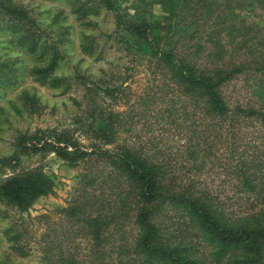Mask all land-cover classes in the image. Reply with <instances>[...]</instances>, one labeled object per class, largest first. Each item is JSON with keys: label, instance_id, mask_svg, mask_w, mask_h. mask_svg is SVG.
Returning a JSON list of instances; mask_svg holds the SVG:
<instances>
[{"label": "trees", "instance_id": "trees-1", "mask_svg": "<svg viewBox=\"0 0 264 264\" xmlns=\"http://www.w3.org/2000/svg\"><path fill=\"white\" fill-rule=\"evenodd\" d=\"M68 1L79 20L97 16L103 9L114 12L117 26L124 28V50L164 68L192 106L185 117L189 121V154L211 152L218 144L235 153L237 159L231 169L238 180L235 193L246 197L248 208L244 213H232L224 206L221 194L201 188L190 179L179 181L163 156L150 155L141 145L122 142L120 111L95 107L97 112L88 125L95 141L89 145L74 139L69 130H37L17 138V148L22 153L53 151L71 165L94 156L105 159L128 183L107 211L98 207L99 212L92 215L88 206L96 202L90 201L72 202L61 208L79 225L69 234L60 232L59 240L52 239L51 231H46L42 238L45 258L56 254L55 264H264V141L259 143L264 140V105H232L225 94L226 85L242 70L226 67V59L245 43L236 44L226 38L215 41L214 49L207 54V62L212 60L214 65L204 66L199 63L198 46L184 54L175 38L177 29L182 32L180 25L189 0H132L124 7L126 18L122 0ZM156 5L162 9L160 14L154 11ZM236 5L264 9V0H239ZM224 8L237 7L225 4ZM0 17L16 46L38 62L31 69L34 79L42 85L64 86L67 90L71 84L56 74L63 53L55 42L54 31L48 32L26 7L12 0H0ZM224 23L220 20L216 25ZM225 28H220L219 34ZM212 35H217L215 30ZM248 47L245 54L255 55V67L261 73L256 93L264 101V36ZM93 50L92 42L83 45V51L91 55ZM0 73L5 78L0 82L14 85L23 71L16 63L0 62ZM119 90L120 86L107 87L103 92L111 98ZM30 100L33 105L34 98ZM251 123L256 125L253 130L249 129ZM14 159L17 157L0 160V169ZM55 186V177L41 168L20 170L0 183V202L28 212ZM128 225L130 228L125 230ZM14 226L11 222L4 234L13 243V251L26 254L19 247L23 233Z\"/></svg>", "mask_w": 264, "mask_h": 264}, {"label": "rangeland", "instance_id": "rangeland-1", "mask_svg": "<svg viewBox=\"0 0 264 264\" xmlns=\"http://www.w3.org/2000/svg\"><path fill=\"white\" fill-rule=\"evenodd\" d=\"M12 1L26 7L48 32L54 31L55 42L59 43L63 53L56 74L65 77L71 85L64 90V86L51 88L36 81L31 69L38 62L16 46L6 22L0 17V62L16 63L23 71L18 73L14 85L0 82V160L17 157L12 164L0 169V183L14 172L30 168H41L56 180L54 191L38 198L28 212H20L0 202V264H55L56 254L46 259L43 253L44 233L51 231V238L59 240L60 232L69 234L78 224L61 208L77 201L81 204L96 202L88 206L89 213L96 215L98 207L107 211L110 203L128 188L124 177L118 176L117 170L105 159L94 156L71 165L53 151L27 154L17 148L19 134L37 130H69L74 139L91 144L95 140L88 125L92 114L97 112L95 107L121 112L122 142L141 145L150 155L163 156L179 181L190 179L201 188L221 194L224 206L230 212L247 211L246 197L235 193L238 180L231 174L236 154L220 144L211 152L189 154V121L185 117L192 106L188 97L175 82H171L170 76L156 61H141L124 50L121 42L124 28L117 26L114 12L103 9L97 16L79 20L68 0ZM131 1L122 0L123 18L127 17L124 7ZM189 1V9L183 13L184 20L180 25L182 32L176 28L175 38L180 51L190 54V50L198 46L199 63L213 66L212 60L207 62V54L214 49L215 41L226 38L236 44L244 42L235 55L226 59V67L242 70L226 85L225 94L232 105L263 106L264 101L256 93L261 73L255 67V55L245 54V51L264 36V9L237 6L239 0ZM225 4L237 8H224ZM154 11L160 14V5H156ZM220 20L226 23L218 27L216 24ZM223 27H226L225 31L219 34ZM214 30L217 35L213 37ZM89 42L94 46L92 55L83 51V45ZM0 78L5 80L1 73ZM116 86H120V90L111 98L103 92L107 87ZM30 98H34L33 105ZM253 127L256 125L252 124L249 129L253 130ZM261 141L264 140L259 143ZM256 145L253 146L256 148ZM261 148L264 150V145ZM11 222L17 232L23 233L19 247L26 254L13 251V243L4 234Z\"/></svg>", "mask_w": 264, "mask_h": 264}]
</instances>
